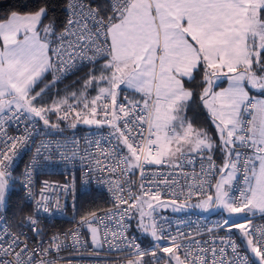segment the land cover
I'll list each match as a JSON object with an SVG mask.
<instances>
[{"label": "snow or ice", "instance_id": "6c2138e0", "mask_svg": "<svg viewBox=\"0 0 264 264\" xmlns=\"http://www.w3.org/2000/svg\"><path fill=\"white\" fill-rule=\"evenodd\" d=\"M84 68L79 88L49 95ZM0 145V264H61L89 242L124 253L112 264H264L252 220L264 219V0L19 4L0 15ZM29 148L34 211L17 232L14 163ZM57 160L111 199L49 237L39 213L76 206L74 177L36 188ZM194 209L226 215L211 227L175 215Z\"/></svg>", "mask_w": 264, "mask_h": 264}, {"label": "built area", "instance_id": "2783aa9c", "mask_svg": "<svg viewBox=\"0 0 264 264\" xmlns=\"http://www.w3.org/2000/svg\"><path fill=\"white\" fill-rule=\"evenodd\" d=\"M71 75L72 74L68 75L67 77ZM53 119H55V117H53ZM87 128L88 126L80 125L78 130V135L80 136L85 135ZM12 134L15 135L16 132L13 131ZM69 134L70 133L67 132L65 133V135H69ZM81 143L83 142L81 141ZM0 147H3V145H0ZM33 153H34V149L31 148L23 151L20 157L16 159L14 163L15 171L13 173L14 177L17 178V182L15 183V186L16 189L20 192L21 203L31 208L32 211H34V206L30 201L25 199V193L22 191L21 185L24 179L23 177L24 168L26 165L30 163ZM217 163H219V161H217ZM77 168H78V164H71L59 160H57L56 162L45 163L41 168H38L34 172V179L37 182L36 184L37 190L40 187L39 181L47 180L50 183L64 184L65 182L72 180L74 177L75 194L77 192L80 194L99 192V193H103L110 202L111 199L110 195L97 182V179L94 178L93 180L85 183V181L82 178V174L77 170ZM61 204L64 205L63 200H61ZM161 214L172 215L168 211H164ZM175 215L176 217L185 216L188 221L194 222V227H203L204 225L211 227L216 221L222 218V215H217V216L203 215L196 210H191L188 213H179ZM39 218H40V227L49 237L52 234H62L63 232L69 229L75 228L76 221L79 219L75 211V207L72 206L71 198H69L68 204L63 207L62 211H58L55 214H45L43 212H40ZM233 219L243 220V217L234 216ZM252 220H253V224L255 225L264 224V219H262L260 216H255L252 218ZM57 221H67L69 225L63 229L56 230V228L54 227V223ZM17 222L13 224L8 222V226L13 231L18 232L21 229H19L16 226ZM23 231L28 232V234L31 235V233L27 228H24ZM220 234L223 235V232H221ZM144 236L145 235L143 234H139V240L137 242L141 243V247H150V244L147 246L141 239V237ZM149 239H150L149 241H151V237H149ZM77 248H79V251H76L74 249H68L66 251H62L60 255L64 259L61 260V264H64V260L69 261L70 264H112L113 261L120 260L124 255V253H119V254L110 253L106 250H99L97 254L96 252L93 251L90 242L85 247L80 248L79 246H77ZM106 248L107 245H105V249Z\"/></svg>", "mask_w": 264, "mask_h": 264}, {"label": "trees", "instance_id": "16d2710c", "mask_svg": "<svg viewBox=\"0 0 264 264\" xmlns=\"http://www.w3.org/2000/svg\"><path fill=\"white\" fill-rule=\"evenodd\" d=\"M31 0H0V15H3L5 12L9 11L10 9L18 6L21 3H30ZM88 71L87 68H84L82 71L77 72L74 75H71L64 80L57 83L56 88L52 90L49 94L53 99L56 98V93L59 92L60 95H64L66 91H74L80 87L79 81ZM227 81H222L221 86L225 87ZM46 99H48L46 97ZM15 194L12 196V203L19 204L21 207L15 209L17 220L13 221L11 219V215L9 214V222L11 224L17 222L19 219L23 218L25 215L31 214L33 211L31 208L25 206L21 203L20 192L14 188ZM109 200L103 193L99 192H91L87 194H80L76 193V206L75 211L77 213L78 218L85 214L90 210H95L99 208H107L109 206ZM195 210V209H194ZM69 223L67 221H57L54 223V227L56 230L63 229L67 227ZM143 242L148 246L150 244V239L147 236L141 237Z\"/></svg>", "mask_w": 264, "mask_h": 264}, {"label": "rangeland", "instance_id": "374dc122", "mask_svg": "<svg viewBox=\"0 0 264 264\" xmlns=\"http://www.w3.org/2000/svg\"><path fill=\"white\" fill-rule=\"evenodd\" d=\"M227 87V86H226ZM14 188L16 189V186L14 185ZM17 190V189H16ZM195 201H193V203H194ZM196 211H198L200 214H203V215H209V216H212V215H214V216H217V215H226V214H224V213H221V212H216V211H209V212H204V211H201V210H199V209H195ZM164 212V211H163ZM168 212H170V211H168Z\"/></svg>", "mask_w": 264, "mask_h": 264}, {"label": "crops", "instance_id": "0c3cea01", "mask_svg": "<svg viewBox=\"0 0 264 264\" xmlns=\"http://www.w3.org/2000/svg\"><path fill=\"white\" fill-rule=\"evenodd\" d=\"M227 86V83H226V85H225V87ZM256 216H260L259 214H257Z\"/></svg>", "mask_w": 264, "mask_h": 264}]
</instances>
